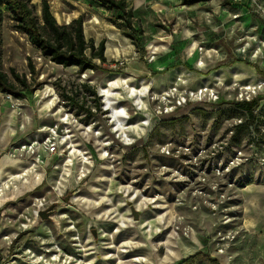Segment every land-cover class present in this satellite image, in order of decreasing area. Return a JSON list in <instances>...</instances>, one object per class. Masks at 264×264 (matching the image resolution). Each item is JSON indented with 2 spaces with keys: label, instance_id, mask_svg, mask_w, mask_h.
<instances>
[{
  "label": "rangeland",
  "instance_id": "1",
  "mask_svg": "<svg viewBox=\"0 0 264 264\" xmlns=\"http://www.w3.org/2000/svg\"><path fill=\"white\" fill-rule=\"evenodd\" d=\"M47 1L59 24L84 16L85 37L97 45L105 41L107 63L98 62L100 71L84 74L55 65L15 30L6 14L1 27L4 71L25 75L35 92L11 99L0 93V264H119L105 257L114 256L123 243L131 247L123 264L140 257L144 264H264V102L252 131L237 130L248 116L230 104L264 95V77L253 67L264 74V0L193 5L125 0L135 28L142 31L144 57L98 2ZM32 2L41 16L42 0ZM0 7L5 8L1 0ZM232 68L243 76L233 81ZM179 69L192 76L178 78L174 71ZM216 72L224 82L201 83ZM125 76L131 80L125 82ZM249 83L255 89L243 90ZM83 84L95 89L101 105L92 119L81 98L75 105L61 96L62 90ZM202 87L214 89L225 103L193 100L173 113H157ZM82 101L85 107L95 106L90 96ZM108 105L122 109L127 131L144 135L131 147L113 148L119 162L115 171L100 157L110 141L104 139L110 127ZM149 118L151 124H145ZM93 124L95 131L102 128L103 137L86 132ZM53 138L67 140L54 154L27 149ZM130 182L157 205H124L118 191ZM74 197L77 203H71ZM110 197L109 208L94 202ZM41 202L44 211H52L47 220L34 217ZM109 210L135 221L117 232V223L104 218ZM162 216L177 218V239L145 233L144 224ZM164 242H172L175 258L166 259ZM110 245L114 248L107 250ZM56 255L60 261L53 262Z\"/></svg>",
  "mask_w": 264,
  "mask_h": 264
},
{
  "label": "trees",
  "instance_id": "2",
  "mask_svg": "<svg viewBox=\"0 0 264 264\" xmlns=\"http://www.w3.org/2000/svg\"><path fill=\"white\" fill-rule=\"evenodd\" d=\"M4 9L0 7V93L10 95L15 98H25L24 95H33L35 89L33 85L29 83L25 75H20L16 70L11 69V76L8 75L3 68L2 64V32L1 27L3 25L6 14L14 24V28L17 32L24 34L29 43L35 47L40 54L51 63L62 66L64 68H77L79 74H84L88 71L98 72L101 64L107 63V57L105 55L106 43L101 41L98 45L94 40H87L84 34V16L73 19L68 24H59L56 17L51 11L50 4L47 0L41 2V16L37 15L36 5L32 0H1ZM98 2L106 7L113 13L112 24L117 28L124 27L126 29L125 36L132 39L135 46L144 57L147 54V50L141 44L140 37L142 31H138L134 26V14L129 9L125 0H90ZM184 5H193L201 1L210 0H179ZM226 4H231L232 0H222ZM264 26V21H262ZM134 34V35H132ZM30 72L33 78H36L37 71L29 63ZM253 67L258 68L256 65ZM261 76L264 77L262 71H258ZM84 89L82 92L81 89ZM61 96L64 100L75 105L80 103L81 107L85 111V114L89 118H94V114L91 111L92 107H85L86 103H82L83 99L87 96L92 97L95 101V108L100 109L101 105L98 103V98L95 89L87 84L66 91H61ZM264 102V95H258L250 101H233L230 102L234 108L246 113L248 116L247 122L244 125L238 126L237 130L247 128L253 130L256 124L257 115L256 111L262 106ZM220 104H224V101H219ZM184 261L178 264H183Z\"/></svg>",
  "mask_w": 264,
  "mask_h": 264
},
{
  "label": "built area",
  "instance_id": "3",
  "mask_svg": "<svg viewBox=\"0 0 264 264\" xmlns=\"http://www.w3.org/2000/svg\"><path fill=\"white\" fill-rule=\"evenodd\" d=\"M255 94V93H253ZM100 97H103L101 94H99ZM7 99H11L12 96L10 95H6ZM255 98V97H254ZM253 99V98H252ZM252 99L247 98L246 101H250ZM193 100H197L199 102L208 100L211 101L213 100L214 102L216 101H220L219 97L217 96V94L214 92V89H202L199 88L198 91H194V92H190L189 95H185L183 98H178L176 103H174L173 106L171 107H165L164 110L162 108L158 109L159 111H157L158 114H170L173 113L175 110L185 107L188 105V102H191ZM244 101V100H241ZM108 109V114L106 115V117L108 118V124H109V133L106 135V137L104 138L105 140L110 139V141L104 143L103 148L100 150V157L105 160L110 166L109 169L110 171H115L117 169V165L119 164V162L117 161V155L113 152V148L115 146H121L124 149H126L127 147H131L134 144L137 143L138 140H140L143 136H139V133L137 132V129H131L130 131L126 130V123L127 120L123 119V115L121 113L122 109L117 110L116 108H112L111 106H107ZM91 111L94 115L97 114L98 110L95 107L91 108ZM156 116V114L154 115ZM148 124H151V118L147 119ZM239 124H242V121L239 122ZM99 131H95L94 129V124L91 125L89 128H87L86 132H91L94 134L95 138H101L103 137L102 132ZM95 131V132H94ZM75 135L73 138V141L75 140ZM71 140V139H69ZM67 142V140H62V141H58L57 139L53 138V139H48L43 145L39 146V142L37 141L36 143H33V145L31 147H27V149H29V151L31 152V154L36 153V151L39 149H45L48 153L50 154H54L56 152L59 151V147L61 145H63V143L65 144ZM25 148V147H24ZM26 149V148H25ZM66 150V149H65ZM85 152L88 154L91 163L94 164V158L93 155L91 154V151L89 149L85 150ZM168 155L170 153H167ZM66 193V192H65ZM62 193L61 195H59L60 197H63ZM118 196L120 198H122V202L124 205L126 206H132V207H142V206H148V205H157L156 200L154 199H148L143 193H141L140 191L135 190L134 188V184L133 182L130 183H126L122 186V188H120V190L118 191ZM111 199H107V200H103L105 198H100L97 199L95 202V204L97 206H100L102 204H105L108 208L110 206L111 201L113 200V197H110ZM78 199L77 198H73L71 200V203H77ZM106 201V202H105ZM45 210L44 207V203L41 202L39 204V207L36 211H34V217L39 218L41 213ZM112 210L108 211H104V218L109 219V220H114L115 223H117V232L126 230L129 228V226L131 224L134 223L135 219L134 217L131 216H121L119 217V214L114 210V212ZM119 217V219L116 221V219ZM177 223V218H165V216H162L160 221L157 220V222H147L144 224V231L146 234L151 235L152 233H155L156 235L154 237H158V236H162L164 234H168L167 235V241H173L175 239H177L179 237V234L176 232V226L175 224ZM177 230H179L177 228ZM190 232H185V237L186 238H190L189 235ZM171 243H167L164 242L163 246L165 247L166 253H168L169 249H168V244L169 247L171 248ZM127 246V247H126ZM124 246V243L122 245H120L119 247H116V249L118 250L117 253L114 256H106L105 258H108L109 260L106 261H113L115 259H117L119 261V264H123L124 262H122L121 260L123 259L122 257H124L125 255L130 254V249L131 247H129L128 245ZM173 247V245H172ZM107 250L113 249L114 247H112V245L106 247ZM57 251H61L60 249H58ZM47 253H50V251H48ZM220 254L224 253V250H220L219 252ZM114 257V258H113ZM117 257V258H116ZM127 257V256H126ZM104 258V260H105ZM56 259V260H55ZM51 260L54 261H60L59 256H53L51 257ZM126 262H128V259H125ZM141 260V261H138ZM80 261V260H79ZM130 261V260H129ZM134 261H136V263H134ZM145 262V258H134L130 261V264H144ZM76 264H81L80 262H76Z\"/></svg>",
  "mask_w": 264,
  "mask_h": 264
},
{
  "label": "bare ground",
  "instance_id": "4",
  "mask_svg": "<svg viewBox=\"0 0 264 264\" xmlns=\"http://www.w3.org/2000/svg\"><path fill=\"white\" fill-rule=\"evenodd\" d=\"M230 71V74H231V78H232V80L233 81H236L237 79H239V78H241L242 76H243V74H241V73H239L235 68H232L231 70H229ZM93 74V73H92ZM174 74L178 77V78H184V77H191L192 76V74L191 73H189L188 71H186L185 69H179V70H177V71H174ZM88 75V74H87ZM91 75V74H90ZM96 76V75H95ZM119 77V76H118ZM93 78V77H92ZM91 78V79H92ZM95 79H97V78H95ZM211 79H213V80H215V81H219V82H224L225 81V79H224V77L222 76V73L221 72H216V73H214L212 76H211V78H208V79H206V80H202L201 81V83L202 84H204V86H208L209 85V81L211 80ZM129 80H131V77L130 76H125L124 77V81L125 82H127V81H129ZM98 81V80H97ZM189 80H187V81H185V82H188ZM99 82V81H98ZM263 85H264V82H261ZM220 85V84H219ZM204 88H206V89H210V88H208V87H202V89H204ZM243 90H246V91H253L255 88L253 87V85H252V83H249V84H247V85H245V86H243V88H242ZM241 89V90H242ZM230 90V89H229ZM141 100V99H140ZM148 123V121L146 120L145 121V124H147ZM26 148V147H25ZM35 154V153H34ZM85 155H87L86 153H82V157L84 156V158H85ZM37 158V157H36ZM85 160H87L88 162H89V160H88V158H85ZM36 161V163H38V161L40 162V159H36L35 160ZM31 163V162H30ZM5 170V169H4ZM3 170V171H4ZM3 171H2V173H3ZM1 173V172H0ZM16 174V173H15ZM2 175V174H1ZM14 175V174H13ZM18 177V176H17ZM4 190V189H3ZM0 191H2V190H0ZM3 195V194H2ZM168 243V242H167ZM168 249H169V251H168V253H167V255H166V259L167 260H170V259H173V258H175V254L176 253H174L173 252V249L172 248H170L169 247V244H168ZM176 252V251H175ZM56 260V259H55ZM138 261H141V260H138ZM134 263H136V261H134Z\"/></svg>",
  "mask_w": 264,
  "mask_h": 264
},
{
  "label": "water",
  "instance_id": "5",
  "mask_svg": "<svg viewBox=\"0 0 264 264\" xmlns=\"http://www.w3.org/2000/svg\"><path fill=\"white\" fill-rule=\"evenodd\" d=\"M41 215L43 219L47 220L52 215V211H44ZM134 216L136 219H138V213L134 212Z\"/></svg>",
  "mask_w": 264,
  "mask_h": 264
},
{
  "label": "crops",
  "instance_id": "6",
  "mask_svg": "<svg viewBox=\"0 0 264 264\" xmlns=\"http://www.w3.org/2000/svg\"><path fill=\"white\" fill-rule=\"evenodd\" d=\"M255 68V67H254ZM257 72L260 71L258 68H256ZM259 73V72H258ZM263 73V72H262ZM260 74V73H259ZM261 75V74H260Z\"/></svg>",
  "mask_w": 264,
  "mask_h": 264
}]
</instances>
